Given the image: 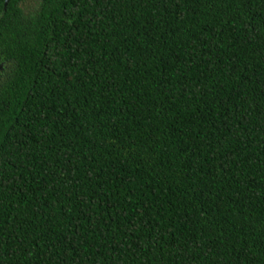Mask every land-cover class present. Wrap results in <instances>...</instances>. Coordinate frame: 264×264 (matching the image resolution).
<instances>
[{"label":"trees","instance_id":"trees-1","mask_svg":"<svg viewBox=\"0 0 264 264\" xmlns=\"http://www.w3.org/2000/svg\"><path fill=\"white\" fill-rule=\"evenodd\" d=\"M0 264H264V0H0Z\"/></svg>","mask_w":264,"mask_h":264}]
</instances>
